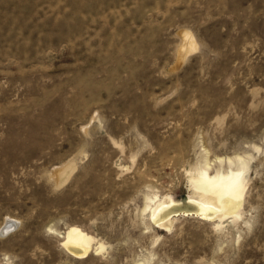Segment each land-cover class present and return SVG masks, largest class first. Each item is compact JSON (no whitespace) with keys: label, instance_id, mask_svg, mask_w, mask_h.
Masks as SVG:
<instances>
[{"label":"rangeland","instance_id":"obj_1","mask_svg":"<svg viewBox=\"0 0 264 264\" xmlns=\"http://www.w3.org/2000/svg\"><path fill=\"white\" fill-rule=\"evenodd\" d=\"M237 154L238 217L178 212L163 230L140 214L147 194H188L205 156ZM8 217L0 264H264V0H0ZM69 225L104 248L71 257Z\"/></svg>","mask_w":264,"mask_h":264},{"label":"bare ground","instance_id":"obj_2","mask_svg":"<svg viewBox=\"0 0 264 264\" xmlns=\"http://www.w3.org/2000/svg\"><path fill=\"white\" fill-rule=\"evenodd\" d=\"M181 37L182 45L180 46L185 51L195 47L194 37L190 32L183 31ZM250 158V154L247 156L237 154L232 157L225 156V158L220 156L214 160H209L205 156L189 181L188 194L178 201L170 195L147 194L143 197L140 214L145 213L148 222L163 230L172 225V217L178 212L211 221L215 219L218 221L223 217H238L246 188L245 171ZM223 161L226 164L222 168ZM214 162L218 164L217 169L213 167L211 169V166L215 165ZM72 168L73 164L70 162L59 167L56 171V182L58 184L65 182ZM14 224L15 220L8 217L0 226V233L10 231ZM61 237V246L73 258H81L90 252L104 248L94 235L77 225L67 226ZM134 264L145 263L136 261Z\"/></svg>","mask_w":264,"mask_h":264}]
</instances>
